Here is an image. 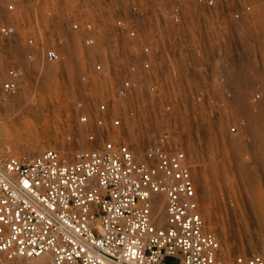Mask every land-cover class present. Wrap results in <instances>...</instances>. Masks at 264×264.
<instances>
[{
  "label": "built area",
  "instance_id": "2783aa9c",
  "mask_svg": "<svg viewBox=\"0 0 264 264\" xmlns=\"http://www.w3.org/2000/svg\"><path fill=\"white\" fill-rule=\"evenodd\" d=\"M6 10L0 36L22 38L24 66L6 67L0 103L18 93L26 67L62 62L66 32L84 51V69L65 147L32 158L0 152V264H264V251L221 255L200 211L188 150L177 140L188 116L226 136L244 135L248 119L230 81L233 41L198 31L205 20L224 34L231 21L250 20L252 5L9 0ZM95 48L100 55L92 58ZM263 81L247 97L251 114L264 102ZM155 195L164 197L163 225L153 219Z\"/></svg>",
  "mask_w": 264,
  "mask_h": 264
},
{
  "label": "rangeland",
  "instance_id": "374dc122",
  "mask_svg": "<svg viewBox=\"0 0 264 264\" xmlns=\"http://www.w3.org/2000/svg\"><path fill=\"white\" fill-rule=\"evenodd\" d=\"M238 1L253 6L249 21H231L223 34L222 29L201 20L198 32L202 39L225 36L233 41L230 81L237 105L248 119L246 131L243 136L229 137L190 116L177 125V140L188 150L203 220L218 238L224 258L261 255L264 251V226L259 223L264 219V152L260 145L264 139V102L256 114L250 113L246 103L251 89L264 80L257 65L264 63V0ZM8 2L0 0V24L9 21ZM63 36L59 39L66 38L64 44L63 40L58 42L62 62L52 65L39 59L26 67L18 93L8 103H0V152L5 155L32 158L46 149L66 146L64 134L73 119L72 103L82 96L79 76L84 69V51L73 33ZM21 39L5 41L0 36V83L6 67L24 66ZM35 147L39 154H25ZM256 193L261 194L257 199L262 197L258 203L252 200Z\"/></svg>",
  "mask_w": 264,
  "mask_h": 264
},
{
  "label": "bare ground",
  "instance_id": "6f19581e",
  "mask_svg": "<svg viewBox=\"0 0 264 264\" xmlns=\"http://www.w3.org/2000/svg\"><path fill=\"white\" fill-rule=\"evenodd\" d=\"M67 33V32H66ZM65 33V34H66ZM64 37V36H63ZM66 38H64V40H65ZM64 44V41L62 42V45ZM62 45H61V47H62ZM61 47H60V52H61ZM96 50L98 51V54H96V55H91L90 54V52L91 53H95L96 52ZM88 55L90 56V57H92V58H94V57H96V56H98V55H100V50L99 49H92V50H89V52H88ZM10 104V103H9ZM15 106V105H14ZM13 106V107H14ZM26 107V106H25ZM30 136V135H29ZM260 145H261V149H262V152H264V139H262L261 140V142H260ZM35 146V145H34ZM26 152V151H25ZM38 152V149L35 147V148H33V149H30V151H27L25 154H28V155H34V154H36ZM40 153V151L37 153V154H39ZM23 155V154H22ZM35 157V156H34ZM192 166V165H191ZM196 181V180H195ZM229 187H230V185H229ZM228 187V188H229ZM230 189H232V188H230ZM259 196H261V194L259 195ZM258 195H257V193L256 194H254V196H253V198H252V200L254 201V203H258V200H260V199H262V197L261 198H258L257 199V197H259ZM253 203V204H254ZM256 206V205H255ZM254 210V209H253ZM257 210H259L258 208H257ZM264 215V214H263ZM262 215V216H263ZM164 218H165V202H164V197L162 196V195H155L154 196V204H153V219H154V221H156V223H158L159 225H163L164 224ZM263 218V217H262ZM259 223H260V226L261 227H263L264 226V219H261V220H259ZM264 249V248H263ZM39 262V260L38 259H36V260H19V261H12V262H7V264H36V263H38Z\"/></svg>",
  "mask_w": 264,
  "mask_h": 264
}]
</instances>
